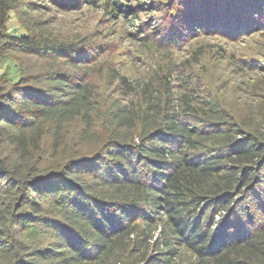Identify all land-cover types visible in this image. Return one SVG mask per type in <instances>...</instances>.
Segmentation results:
<instances>
[{
	"label": "trees",
	"instance_id": "trees-1",
	"mask_svg": "<svg viewBox=\"0 0 264 264\" xmlns=\"http://www.w3.org/2000/svg\"><path fill=\"white\" fill-rule=\"evenodd\" d=\"M42 1L0 0V63L13 53L44 63L0 86V264H264V102L261 123L239 121L188 60L171 58L192 34L263 30L264 0L173 5L165 33L137 38L168 62L138 78L98 68L119 88L109 102L99 46L40 17L46 1L82 0ZM10 13L24 34L8 30ZM49 132L61 165L42 154Z\"/></svg>",
	"mask_w": 264,
	"mask_h": 264
},
{
	"label": "rangeland",
	"instance_id": "rangeland-1",
	"mask_svg": "<svg viewBox=\"0 0 264 264\" xmlns=\"http://www.w3.org/2000/svg\"><path fill=\"white\" fill-rule=\"evenodd\" d=\"M36 1L40 5L45 3ZM114 1L82 0L78 8L62 10H55L59 7L46 1L50 7L40 16L51 21L54 29L69 39L85 37L99 46V60L93 67L98 92L107 102L120 97L119 88L117 84L111 85L105 83V79H99L98 68L113 65L121 73L138 78L145 76L158 64L168 62V50H158L154 45L143 46L137 38L141 33L150 38L165 33L170 24L166 11L175 4L178 8L191 0ZM174 12L175 19L177 12ZM131 13H137L132 23L128 21ZM7 27L15 35L26 32L14 13H10ZM171 51L172 60L178 63L188 60L191 63L194 73L202 78L201 84L209 88L239 121L254 120L256 124L261 123L260 113L264 102V29L233 38L221 32L192 34L187 43ZM43 64L37 58L21 53L7 56L0 63V86H13L29 68L36 70ZM79 128V121L69 125L63 146H72L75 142L73 136ZM51 142L52 133L49 132L42 144V154L48 165L65 163L66 157L59 160V154L57 159L51 158ZM93 148L85 146L83 152L92 151ZM3 151L10 154L9 149L4 148Z\"/></svg>",
	"mask_w": 264,
	"mask_h": 264
}]
</instances>
